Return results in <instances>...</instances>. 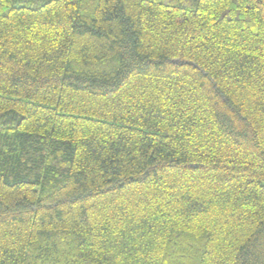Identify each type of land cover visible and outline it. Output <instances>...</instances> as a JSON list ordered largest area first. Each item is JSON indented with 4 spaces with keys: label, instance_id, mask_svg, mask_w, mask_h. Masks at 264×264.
<instances>
[{
    "label": "trees",
    "instance_id": "1",
    "mask_svg": "<svg viewBox=\"0 0 264 264\" xmlns=\"http://www.w3.org/2000/svg\"><path fill=\"white\" fill-rule=\"evenodd\" d=\"M0 264H264V0H0Z\"/></svg>",
    "mask_w": 264,
    "mask_h": 264
}]
</instances>
